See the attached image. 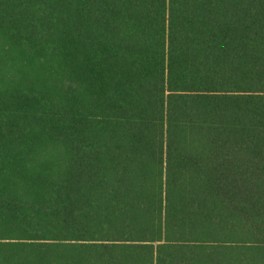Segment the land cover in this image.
Segmentation results:
<instances>
[{
	"label": "trees",
	"instance_id": "obj_1",
	"mask_svg": "<svg viewBox=\"0 0 264 264\" xmlns=\"http://www.w3.org/2000/svg\"><path fill=\"white\" fill-rule=\"evenodd\" d=\"M0 264H264V0H0Z\"/></svg>",
	"mask_w": 264,
	"mask_h": 264
}]
</instances>
